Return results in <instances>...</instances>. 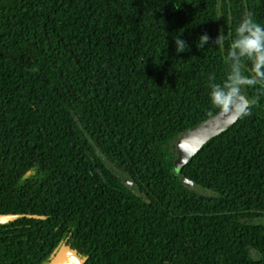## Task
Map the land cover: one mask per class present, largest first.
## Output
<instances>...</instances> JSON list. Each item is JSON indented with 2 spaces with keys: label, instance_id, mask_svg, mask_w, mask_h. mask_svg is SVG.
Listing matches in <instances>:
<instances>
[{
  "label": "trees",
  "instance_id": "obj_1",
  "mask_svg": "<svg viewBox=\"0 0 264 264\" xmlns=\"http://www.w3.org/2000/svg\"><path fill=\"white\" fill-rule=\"evenodd\" d=\"M247 15L264 25V0H0V214L40 216L0 223V264L61 247L83 264H264V85L172 169L173 141L224 107L209 84Z\"/></svg>",
  "mask_w": 264,
  "mask_h": 264
},
{
  "label": "clouds",
  "instance_id": "obj_2",
  "mask_svg": "<svg viewBox=\"0 0 264 264\" xmlns=\"http://www.w3.org/2000/svg\"><path fill=\"white\" fill-rule=\"evenodd\" d=\"M172 42L175 53H183L189 48L179 32L172 37ZM208 43L207 34L200 35L195 41L196 47L199 48ZM211 44L215 47H225L220 32ZM223 62L227 65V74L222 83L209 84L208 100L216 107L224 106L230 109L232 99L240 94L243 88L264 85V25L256 22L251 15L243 17L230 37ZM245 64L247 74L242 71ZM250 103H255V100ZM240 112L242 115L246 114L247 106Z\"/></svg>",
  "mask_w": 264,
  "mask_h": 264
},
{
  "label": "rangeland",
  "instance_id": "obj_3",
  "mask_svg": "<svg viewBox=\"0 0 264 264\" xmlns=\"http://www.w3.org/2000/svg\"><path fill=\"white\" fill-rule=\"evenodd\" d=\"M250 101L251 100L247 97L243 88L240 94L232 99V107L230 109L223 107L217 114L180 134L173 141L171 148L173 155V172L177 174L203 144L231 126L241 115L240 110L245 109V107L250 104ZM96 152H98L97 149ZM108 165L118 177L123 181H127L130 187H133V182L125 176L117 165L110 162H108ZM189 188L199 193L206 194V191L198 186L190 185ZM262 220L263 219H260L259 221ZM252 255L255 256V253L252 252Z\"/></svg>",
  "mask_w": 264,
  "mask_h": 264
},
{
  "label": "water",
  "instance_id": "obj_4",
  "mask_svg": "<svg viewBox=\"0 0 264 264\" xmlns=\"http://www.w3.org/2000/svg\"><path fill=\"white\" fill-rule=\"evenodd\" d=\"M182 181L192 185V181L186 178H182ZM18 217H32V218H39V215L36 214H12V213H1L0 214V223L18 218ZM48 264H83V259L78 257L75 253L65 250L61 247L58 250L56 256L48 263Z\"/></svg>",
  "mask_w": 264,
  "mask_h": 264
}]
</instances>
